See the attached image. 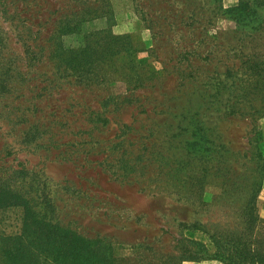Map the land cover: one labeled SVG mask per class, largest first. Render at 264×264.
I'll use <instances>...</instances> for the list:
<instances>
[{"label":"rangeland","instance_id":"1","mask_svg":"<svg viewBox=\"0 0 264 264\" xmlns=\"http://www.w3.org/2000/svg\"><path fill=\"white\" fill-rule=\"evenodd\" d=\"M0 196V244L50 221L115 264L264 253V0H0Z\"/></svg>","mask_w":264,"mask_h":264},{"label":"trees","instance_id":"2","mask_svg":"<svg viewBox=\"0 0 264 264\" xmlns=\"http://www.w3.org/2000/svg\"><path fill=\"white\" fill-rule=\"evenodd\" d=\"M68 69L72 73L75 72L73 67L68 66ZM7 192L8 198L16 196L23 204L26 219L37 218L39 214L33 210L26 198L8 190ZM26 222L29 224L28 221ZM39 223L36 222V224ZM41 223L42 229H45L42 235L43 241L35 242L25 239L30 238L27 237V230L24 231L26 233L24 238H2L0 264H115L117 259L111 247L105 242L83 237L76 231L57 223L50 221ZM209 238L214 248L212 254L205 243L180 238L178 244L181 247L178 250V256L169 257V259L177 258V264L183 261L204 260H217L223 264H264V253L260 252V245L256 244L254 238L250 237L246 242L235 235L230 237L210 235ZM37 248L39 251L36 253L34 251Z\"/></svg>","mask_w":264,"mask_h":264},{"label":"crops","instance_id":"3","mask_svg":"<svg viewBox=\"0 0 264 264\" xmlns=\"http://www.w3.org/2000/svg\"><path fill=\"white\" fill-rule=\"evenodd\" d=\"M212 263H217L215 261H204V262H187L186 264H212Z\"/></svg>","mask_w":264,"mask_h":264}]
</instances>
